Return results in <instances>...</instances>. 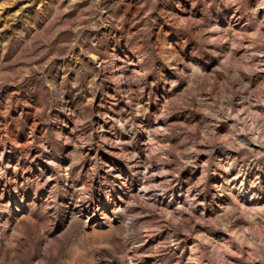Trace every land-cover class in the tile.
<instances>
[{"label": "rangeland", "instance_id": "374dc122", "mask_svg": "<svg viewBox=\"0 0 264 264\" xmlns=\"http://www.w3.org/2000/svg\"><path fill=\"white\" fill-rule=\"evenodd\" d=\"M0 264H264V0H0Z\"/></svg>", "mask_w": 264, "mask_h": 264}]
</instances>
